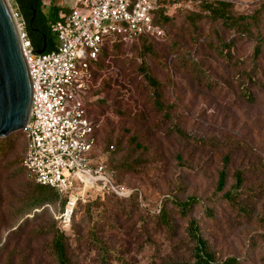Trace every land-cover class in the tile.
Here are the masks:
<instances>
[{"label": "rangeland", "instance_id": "1", "mask_svg": "<svg viewBox=\"0 0 264 264\" xmlns=\"http://www.w3.org/2000/svg\"><path fill=\"white\" fill-rule=\"evenodd\" d=\"M221 1L231 2L238 15H252L264 7V0ZM8 2L16 19L24 21L15 0ZM54 2L60 18L67 17L71 0ZM167 13L173 23L165 26L164 34L150 40L156 58L148 56L147 63L152 75L165 83V104L172 107L171 119L162 121L149 108L148 93L138 72L144 54L142 42L121 45L117 55L108 47L104 68L95 82V90L100 91L97 102L104 104H95L91 119L100 161L116 167L118 180L134 191L135 199L120 202L107 197L90 207L88 202L79 203L71 227L61 228L68 237V254L72 264H98L97 252L89 243L91 233H95L112 249V264H121L120 260L124 264H163L187 259L183 246L186 219L173 203L194 197L199 204L190 217L198 221L202 236L220 260L236 257L240 264H264V73L255 84L247 83L251 99L244 98L232 64L203 43L216 28L226 42L231 33L206 20L195 33L181 11L171 7ZM260 20L264 34V8ZM195 35L199 36L196 42ZM177 49L195 59L205 72L196 76L189 63L176 59ZM233 52L235 59L247 63L252 44L240 39ZM172 127L218 147L183 141ZM10 136L19 138L14 157L23 158V134ZM225 156L230 160L228 185L225 192L217 193ZM120 165L135 166L137 172L127 173L118 169ZM17 168L0 170V264H57L48 248L54 233L51 213L18 227L13 211L21 205L27 177L17 173ZM237 172L245 179L240 202L248 208L246 212L224 197L232 192ZM163 206L177 227L175 237L160 224L158 215ZM32 217L33 212L26 215Z\"/></svg>", "mask_w": 264, "mask_h": 264}, {"label": "trees", "instance_id": "2", "mask_svg": "<svg viewBox=\"0 0 264 264\" xmlns=\"http://www.w3.org/2000/svg\"><path fill=\"white\" fill-rule=\"evenodd\" d=\"M18 5L20 14L22 15L26 33L28 39L31 42L32 47L35 51L42 48L43 37L39 39V42H34L30 37V31L28 29V21L32 17V12L36 11V23H40L43 29V33L47 38L48 51L55 49L58 45L57 37L53 33L52 28L56 22L62 18L59 16V9L55 4L54 0H15ZM174 7L175 10L181 11L185 17V21L191 26L193 31L197 33L199 23L208 21L212 24L220 26L225 32L231 33V37L228 42L222 36L218 28L208 33L204 39V44L210 49L211 52L215 53L219 58L224 60L227 64H232L233 69L237 71L238 90L242 96L246 99H251V93L249 92L247 83L255 84L257 77L264 73V65H261V61H264V34L261 33L260 29V14L263 11V5L260 6L252 15H238L234 10V5L231 2L221 0H160L157 9L154 13V24L164 34L165 26L173 23V17L167 13V10ZM155 37V36H154ZM154 37L147 35L140 36L131 41H123L117 37H108L104 41V45L101 49V53L97 61L90 65V80L89 84V97L85 102L86 109L92 126L94 128V137L96 144L92 152V158L96 165H104L108 171L113 174L115 185L119 188L131 191L129 197H120L113 193L105 195L104 199L101 198L97 191L87 193L85 201H78L72 211L71 218L68 228L71 227L74 212L81 202H88L91 205H96L107 197H112L120 202H132L135 199L134 191L126 188L119 180L117 169L114 166L105 165L100 161V151L98 148V139L95 131V125L91 119V111L96 103L104 104L102 101L97 102L99 96V88L95 90V82L98 78L99 72L104 68L103 61L107 55V48L112 47L114 49V55H117V51L121 45H131L141 41L143 46V57L141 64L138 67L139 75L141 76L144 88L148 93V104L150 110L155 116H159L162 121H169L171 119L172 107L165 104L164 89L165 83L160 79L154 77L150 72L147 57L156 58V53L150 45V40ZM199 38L195 35L193 38L194 42ZM240 39H246L252 44V53L248 58L247 63L244 59H235L233 48L237 41ZM47 44V43H46ZM178 48V45H174ZM47 51V52H48ZM187 53H180L176 50L175 57L177 60L189 63L196 76H201L205 71L202 66L193 58H190ZM172 132L183 140L195 143L200 146L217 148V144L212 141H207L202 138H195L192 135L187 134L179 127H172ZM25 138V149L23 158L14 157L16 154L15 144L18 141V137L10 136L4 139H0V163L5 162V165L0 170L5 169L6 172L11 171L14 167L17 168V173L25 175L26 188L23 192V198L21 199V205L13 211V215L19 221L18 227L22 226L24 222H29L37 219V217L51 213L54 221V228H51L54 233L52 235V241L48 245V248L52 251L57 264H72L71 257L68 254V237L61 230L63 224L60 217L65 213L67 198L64 195L59 194L56 190L41 186L36 183L35 179L28 174L23 167V160L27 150V139ZM136 149L138 145L135 143ZM109 146L107 147L108 150ZM111 150L114 147L110 146ZM229 157L225 156L222 159V167L218 173L216 192L223 193L228 185L229 180ZM124 168L127 173L137 172L135 166L120 165L118 169ZM14 172V171H13ZM16 173V174H17ZM14 174V173H13ZM245 183L242 172H237L235 175V183L232 185V192L224 193V197L229 203L240 208V210L247 211L246 205L240 202L242 186ZM92 199L94 201H89ZM199 204L198 199L191 197L185 202L175 201L173 203L176 212L183 218L186 219L185 228V241L183 242L184 253L187 254V259H174L165 261L163 264H240L236 257H227L224 260H220L215 252L213 251L210 242L205 239L200 231L198 221L190 217L192 210ZM37 210V211H36ZM36 211V212H34ZM33 212L32 218H26ZM100 214V213H98ZM169 211L166 206H163L160 210L158 218L160 224L167 230L172 237L177 234V227L173 224ZM211 216V215H210ZM58 227V228H57ZM17 230V229H16ZM89 239L90 245L94 247L97 252L98 264H112V249L103 241L96 237L95 233H91ZM121 264H124L120 260Z\"/></svg>", "mask_w": 264, "mask_h": 264}, {"label": "built area", "instance_id": "3", "mask_svg": "<svg viewBox=\"0 0 264 264\" xmlns=\"http://www.w3.org/2000/svg\"><path fill=\"white\" fill-rule=\"evenodd\" d=\"M159 1L71 0L69 15L52 28L57 47L41 55L28 39L25 22L16 19L32 80L30 120L22 131L28 141L23 167L37 184L66 196L64 227L87 193L97 191L102 199L132 193L117 187L113 174L92 158L96 139L85 106L90 65L108 37L131 41L161 35L154 24Z\"/></svg>", "mask_w": 264, "mask_h": 264}, {"label": "water", "instance_id": "4", "mask_svg": "<svg viewBox=\"0 0 264 264\" xmlns=\"http://www.w3.org/2000/svg\"><path fill=\"white\" fill-rule=\"evenodd\" d=\"M36 11L32 12V26ZM47 50L46 37L41 55ZM32 80L21 34L8 0H0V139L22 132L30 120Z\"/></svg>", "mask_w": 264, "mask_h": 264}, {"label": "flooded vegetation", "instance_id": "5", "mask_svg": "<svg viewBox=\"0 0 264 264\" xmlns=\"http://www.w3.org/2000/svg\"><path fill=\"white\" fill-rule=\"evenodd\" d=\"M31 19V18H30ZM29 19V21H30ZM29 21H28V29L30 31V37L32 38V40L34 42H39V39L41 37H43V41H44V33H43V29H42V26L40 25V23H36V20L33 22L32 26L29 25ZM46 37V36H45ZM46 43H47V50L46 52L48 51V43L49 41L47 42V38H46Z\"/></svg>", "mask_w": 264, "mask_h": 264}]
</instances>
